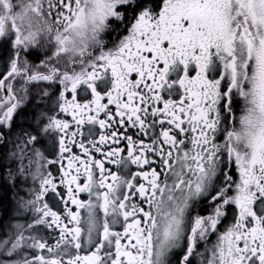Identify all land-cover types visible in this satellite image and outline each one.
<instances>
[{
	"label": "snow or ice",
	"instance_id": "obj_1",
	"mask_svg": "<svg viewBox=\"0 0 264 264\" xmlns=\"http://www.w3.org/2000/svg\"><path fill=\"white\" fill-rule=\"evenodd\" d=\"M0 264H264V0H0Z\"/></svg>",
	"mask_w": 264,
	"mask_h": 264
}]
</instances>
